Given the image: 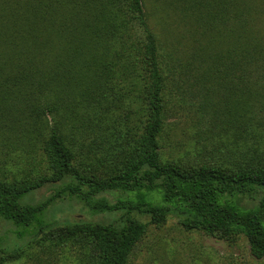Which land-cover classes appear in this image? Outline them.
I'll list each match as a JSON object with an SVG mask.
<instances>
[{
	"label": "trees",
	"instance_id": "1",
	"mask_svg": "<svg viewBox=\"0 0 264 264\" xmlns=\"http://www.w3.org/2000/svg\"><path fill=\"white\" fill-rule=\"evenodd\" d=\"M203 4L193 7H202L211 48L198 68L197 125L216 151L237 154L231 169L161 157L167 70L141 0H0L2 139L39 151L40 164L29 176L0 179V222L19 235L35 228L47 249L69 250L78 264H126L147 226L177 213L187 231L243 237L264 264V198L239 205L253 189L264 192V0ZM213 79L219 90L205 85ZM45 184L61 188L24 201ZM106 192L132 198L109 204L99 196ZM61 197L107 221L47 225L44 213ZM22 256L1 252L0 264Z\"/></svg>",
	"mask_w": 264,
	"mask_h": 264
},
{
	"label": "rangeland",
	"instance_id": "2",
	"mask_svg": "<svg viewBox=\"0 0 264 264\" xmlns=\"http://www.w3.org/2000/svg\"><path fill=\"white\" fill-rule=\"evenodd\" d=\"M148 15V24L159 42L162 64L167 70L168 104L171 110L160 138L161 157L187 166L198 164L220 165L231 169L232 151L222 153L221 148L205 135V128L197 125L198 106L202 102L197 74L200 73L202 50L208 51V36L202 31V7L194 8L195 3L203 0H141ZM264 34V25L262 27ZM262 38L261 42H263ZM207 44L208 48H204ZM213 81V82H212ZM214 79L206 81L219 90ZM210 101L216 100L209 96ZM2 118V117H1ZM0 118V179L11 180L29 176L40 169L39 151L23 147L13 139H2L5 120ZM23 126V125H22ZM61 188L60 184H45L24 198L29 204L41 202L51 197ZM107 203L131 199L129 195L118 192L101 193ZM264 198V192L253 189L249 195L239 199L242 208H255ZM140 222L147 223L148 216L131 211ZM77 219L107 221L103 215H90L81 203L73 198L61 197L49 207L43 216L47 225H61L62 221L74 222ZM182 217L177 213L169 214L165 222L155 227L148 225L145 235L132 249L126 264H259L249 253L246 240L239 236L222 240L206 236L200 232L187 231L181 224ZM22 230L13 225L0 222V253L19 249L23 256L17 261L6 264H78L77 256L65 249H47L41 233L33 234L35 228Z\"/></svg>",
	"mask_w": 264,
	"mask_h": 264
}]
</instances>
